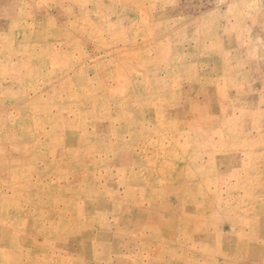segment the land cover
Masks as SVG:
<instances>
[{
    "label": "rangeland",
    "instance_id": "1",
    "mask_svg": "<svg viewBox=\"0 0 264 264\" xmlns=\"http://www.w3.org/2000/svg\"><path fill=\"white\" fill-rule=\"evenodd\" d=\"M0 264H264V0H0Z\"/></svg>",
    "mask_w": 264,
    "mask_h": 264
}]
</instances>
